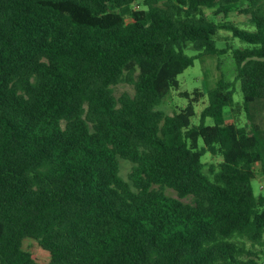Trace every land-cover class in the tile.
<instances>
[{
  "label": "trees",
  "instance_id": "trees-1",
  "mask_svg": "<svg viewBox=\"0 0 264 264\" xmlns=\"http://www.w3.org/2000/svg\"><path fill=\"white\" fill-rule=\"evenodd\" d=\"M221 31L235 81L167 116ZM263 100L264 0H0V264H264Z\"/></svg>",
  "mask_w": 264,
  "mask_h": 264
},
{
  "label": "rangeland",
  "instance_id": "rangeland-1",
  "mask_svg": "<svg viewBox=\"0 0 264 264\" xmlns=\"http://www.w3.org/2000/svg\"><path fill=\"white\" fill-rule=\"evenodd\" d=\"M209 17L212 16L211 12L208 11ZM216 21H223L222 16L215 18ZM246 18L236 15V12L231 13L229 20L236 22L240 26H245ZM129 21V20H128ZM222 37L225 38L223 41H217L216 47L218 49H226L227 52L221 55L213 56H203L195 60L193 67L187 69L183 74L178 77L180 86L178 90H172L171 93L165 98L162 105L158 108L163 111L167 116H173L178 113L181 108L185 107L189 103V99L183 97L181 93H189L192 98L195 91L203 93V97L200 98L198 104L195 105L196 116L192 119L194 125H198L200 121V114L202 110L208 106L207 93L217 87L219 82L233 83L237 75V67L235 60L233 58V50L237 48L244 47L245 45L238 39H233L231 34L225 31H221ZM186 54L189 56L197 55V51L194 49L193 45H188L185 50ZM115 97L119 98L121 95L127 93L134 95L135 89L132 85L123 83L115 86L113 88ZM264 104V100L262 101ZM234 106L241 107L239 109V115L236 117L241 121L245 122L246 112L244 109V97L239 83L235 86L234 93ZM225 117L228 123H231L235 119V115L229 112V109L225 112ZM256 121L264 129V106L257 112ZM208 125H213L211 119L207 120ZM216 160L210 154H207L203 162L206 164L205 171L208 170V165L215 162ZM132 171V164L129 161L121 160V175L125 180H128V176ZM256 177L252 181V188L256 197L264 198V181L261 174V164L255 166ZM169 196L174 198L177 194L170 189L166 190ZM185 203H192V199H184Z\"/></svg>",
  "mask_w": 264,
  "mask_h": 264
}]
</instances>
